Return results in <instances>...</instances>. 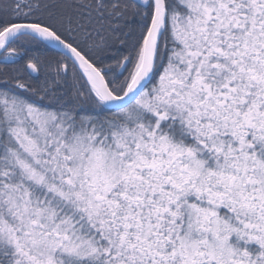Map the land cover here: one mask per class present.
Wrapping results in <instances>:
<instances>
[{
    "label": "snow or ice",
    "instance_id": "snow-or-ice-1",
    "mask_svg": "<svg viewBox=\"0 0 264 264\" xmlns=\"http://www.w3.org/2000/svg\"><path fill=\"white\" fill-rule=\"evenodd\" d=\"M0 264H264V0H0Z\"/></svg>",
    "mask_w": 264,
    "mask_h": 264
}]
</instances>
